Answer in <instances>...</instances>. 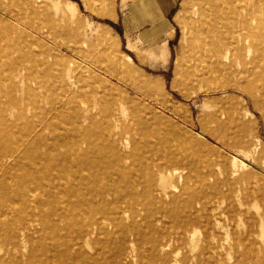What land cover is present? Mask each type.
<instances>
[{
  "label": "bare ground",
  "instance_id": "bare-ground-1",
  "mask_svg": "<svg viewBox=\"0 0 264 264\" xmlns=\"http://www.w3.org/2000/svg\"><path fill=\"white\" fill-rule=\"evenodd\" d=\"M0 11V264H264V165L218 96L246 95L264 125V0H184L183 96L205 98L182 123L166 82L123 74L107 52L68 66L40 39L68 4ZM103 72L134 82L144 106Z\"/></svg>",
  "mask_w": 264,
  "mask_h": 264
},
{
  "label": "rangeland",
  "instance_id": "rangeland-1",
  "mask_svg": "<svg viewBox=\"0 0 264 264\" xmlns=\"http://www.w3.org/2000/svg\"><path fill=\"white\" fill-rule=\"evenodd\" d=\"M55 1L68 4L69 9L76 11V13L72 12L69 20L55 14L45 15V32L39 36L41 40L52 41L53 47L61 45L59 53L66 65L71 67L87 66L89 61L86 57L94 58L99 53L107 52V60L115 62V65L123 74L132 75L133 78H140V75H142L155 83L166 82L170 103L174 104L183 114L176 118L177 121L181 123L184 121L185 110L188 106L192 108L196 116L202 112L201 105L205 97L202 94L199 97L193 95L191 98L183 96L187 89L181 77V68L177 67L176 62L177 59L180 62V59L184 57L190 39V35L187 33L190 32L191 15L182 12L184 0H181L173 11L175 32L172 39L169 42L156 44L153 48H144L148 46L145 43L144 46L140 45L138 49L134 45L130 47L131 45H128L125 36L122 34L121 15L125 12L124 3L127 0ZM4 16L5 14L0 11V17L3 18ZM9 21L14 24L18 23L15 20ZM100 35L107 37L106 41L100 40ZM71 44H75L76 49H82L87 55L83 56L78 51H72L69 47ZM2 49L3 47L0 45V51ZM125 55H130L133 61L127 60ZM101 74L111 83L112 92L115 96L126 95L139 108L140 105L144 106V102L140 100V88L134 82L128 81L126 83L111 77L105 72ZM44 81L47 82V78H44ZM218 96H221L225 104L235 111L243 124L251 129L248 136L249 140L256 150L258 160L264 165V125L260 117V111L254 106L250 98L240 92L228 91ZM210 97L213 96L210 95ZM37 98L40 103L46 102L45 92L41 89L38 90ZM22 104L24 110L28 109L26 115L29 118L37 117L35 111H33L31 98H27ZM255 125L256 129H254ZM208 139L217 143L211 137H208ZM231 154L237 153L232 150ZM254 168L262 171L257 166H254Z\"/></svg>",
  "mask_w": 264,
  "mask_h": 264
},
{
  "label": "crops",
  "instance_id": "crops-1",
  "mask_svg": "<svg viewBox=\"0 0 264 264\" xmlns=\"http://www.w3.org/2000/svg\"><path fill=\"white\" fill-rule=\"evenodd\" d=\"M181 0H127L121 15L122 34L128 45L153 48L169 42L175 32L173 11Z\"/></svg>",
  "mask_w": 264,
  "mask_h": 264
}]
</instances>
